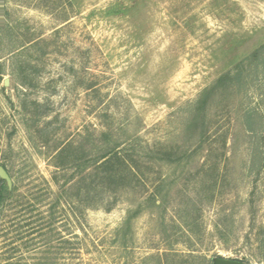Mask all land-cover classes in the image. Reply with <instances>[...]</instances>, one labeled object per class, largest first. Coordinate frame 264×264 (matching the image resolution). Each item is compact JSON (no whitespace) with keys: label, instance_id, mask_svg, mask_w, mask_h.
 I'll use <instances>...</instances> for the list:
<instances>
[{"label":"rangeland","instance_id":"1","mask_svg":"<svg viewBox=\"0 0 264 264\" xmlns=\"http://www.w3.org/2000/svg\"><path fill=\"white\" fill-rule=\"evenodd\" d=\"M262 47L264 0H0V264H264V49L191 124Z\"/></svg>","mask_w":264,"mask_h":264},{"label":"trees","instance_id":"2","mask_svg":"<svg viewBox=\"0 0 264 264\" xmlns=\"http://www.w3.org/2000/svg\"><path fill=\"white\" fill-rule=\"evenodd\" d=\"M264 49L262 47L259 51L252 54L246 61L240 63L234 72H228L221 76L216 83L207 89L203 95L198 99L196 103V115L191 122L192 126L199 119V117L205 112L211 98L216 94L217 91L224 87H230L236 85L242 79L243 71L246 67L251 64L252 60L255 59ZM101 139L105 142L110 141V135L107 132L101 134ZM123 150L119 149V146L115 144L112 147H107L104 153L94 161V169L96 176H101L102 183L104 182H117L123 180L128 175H134L133 167L127 161L123 155ZM5 197V182L0 180V202Z\"/></svg>","mask_w":264,"mask_h":264},{"label":"water","instance_id":"3","mask_svg":"<svg viewBox=\"0 0 264 264\" xmlns=\"http://www.w3.org/2000/svg\"><path fill=\"white\" fill-rule=\"evenodd\" d=\"M0 178L4 181H6L9 185H11L10 178L6 174V172L0 167ZM218 264H235L234 262L230 261H220Z\"/></svg>","mask_w":264,"mask_h":264}]
</instances>
